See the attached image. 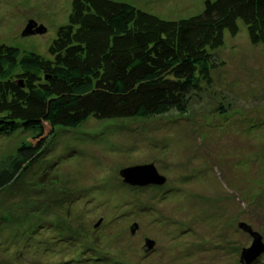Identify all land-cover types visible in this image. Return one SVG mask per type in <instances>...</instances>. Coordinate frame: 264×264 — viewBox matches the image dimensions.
Here are the masks:
<instances>
[{"label":"rangeland","instance_id":"rangeland-1","mask_svg":"<svg viewBox=\"0 0 264 264\" xmlns=\"http://www.w3.org/2000/svg\"><path fill=\"white\" fill-rule=\"evenodd\" d=\"M71 1L0 0V43L48 56ZM114 1L178 20L205 0ZM29 20L45 33L21 35ZM215 53L212 85L185 114L57 127L44 155L0 189V264H240L251 236L239 222L264 241V44L238 21ZM30 135H0V166ZM147 163L164 184L123 182L120 169ZM58 232L73 238L55 242Z\"/></svg>","mask_w":264,"mask_h":264},{"label":"trees","instance_id":"trees-1","mask_svg":"<svg viewBox=\"0 0 264 264\" xmlns=\"http://www.w3.org/2000/svg\"><path fill=\"white\" fill-rule=\"evenodd\" d=\"M238 21L249 42L264 44V0H205L199 14L178 20L126 2L72 0L48 56L0 43V135L31 133L3 159L0 189L44 155L57 127L185 114L191 98L212 85L211 71L220 65L215 49L225 32L237 33Z\"/></svg>","mask_w":264,"mask_h":264},{"label":"water","instance_id":"water-1","mask_svg":"<svg viewBox=\"0 0 264 264\" xmlns=\"http://www.w3.org/2000/svg\"><path fill=\"white\" fill-rule=\"evenodd\" d=\"M46 27L42 24H37L34 20H29L21 35L28 36L37 33H45ZM119 175L124 183L129 185L146 186V185H162L166 178L159 174L153 163L139 164L125 167L119 170ZM238 227L247 232L251 236V244L242 248L240 252L239 262L241 264H252L264 253V241L262 235L253 230L252 227L245 223L239 222ZM138 228L133 224L130 228L131 234H134ZM145 251L151 249L154 245L153 240L146 239Z\"/></svg>","mask_w":264,"mask_h":264}]
</instances>
